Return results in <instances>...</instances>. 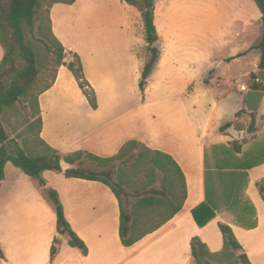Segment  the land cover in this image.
<instances>
[{
  "label": "crops",
  "instance_id": "crops-1",
  "mask_svg": "<svg viewBox=\"0 0 264 264\" xmlns=\"http://www.w3.org/2000/svg\"><path fill=\"white\" fill-rule=\"evenodd\" d=\"M93 8L103 16L90 17ZM135 10L123 0H75L49 8L52 33L65 52L79 56L97 108L90 107L73 75L60 66L51 87L38 96L40 138L62 161L80 151L113 157L129 141L168 154L184 175L182 210L133 246L124 247L119 203L106 185L45 171L42 178L57 192L69 227L87 248L83 254L70 247L66 237H57L54 206L38 181L8 162L0 185V264H196L192 238H199L211 253L222 250L219 222L231 227L251 264H264V202L255 187L264 178V98L253 113L255 131L249 134L251 114L237 116L245 111L246 92L235 83L251 90L250 75L260 71L259 54L249 51L261 34L259 10L236 7L223 23L233 29L234 37L219 43L214 39L209 53H200L193 61L181 58L177 28L162 19V32L155 25L161 52L144 93L139 80L147 43ZM70 37L77 45L69 44ZM215 45L226 51L225 56L211 51ZM3 55L0 45V62ZM251 55L252 68L241 74ZM241 75L247 76V83L240 81ZM180 82L182 98L161 94ZM208 97L212 105L204 110ZM227 122L243 128L234 124L221 132ZM235 142H243L238 153ZM207 201L215 217L199 227L193 211ZM248 207L253 209L250 216ZM251 220L255 226L249 228ZM55 238L60 243L51 258Z\"/></svg>",
  "mask_w": 264,
  "mask_h": 264
},
{
  "label": "trees",
  "instance_id": "trees-1",
  "mask_svg": "<svg viewBox=\"0 0 264 264\" xmlns=\"http://www.w3.org/2000/svg\"><path fill=\"white\" fill-rule=\"evenodd\" d=\"M48 0H0V45L4 55L0 62V185L4 180V167L11 163L23 174L36 179L43 188L48 200L52 203L56 213L57 233L67 238L68 245L79 249L83 254L87 253L85 244L71 230L67 223L63 206L57 192L49 187L42 178L45 171L64 172L67 178H77L89 181H97L106 185L115 195L119 203V237L124 247H131L148 234L153 233L163 224L169 221L180 210L186 197V185L182 171L176 162L168 154L152 150L137 141H129L124 144L119 152L109 158H100L87 152H75L64 158L63 161L71 164L72 167L65 171L61 168L62 159L59 153L52 149L40 138L41 118L38 103V96L41 92L49 89L53 84L56 74L46 88L34 98L36 114L34 123L37 128V140L44 149V153L35 154L26 150L24 146L11 140L2 124L3 112L16 105L20 100L29 96L32 85L39 75V66L36 53L31 43L26 40V34H33L34 22L39 10ZM75 0H51V6L56 3L71 5ZM129 6L134 7L141 16L143 32L148 44V57L143 66L139 80V90L144 93L147 79L151 75L154 66L158 62L159 52L152 43L158 40L157 30L154 24V10L157 0H123ZM261 14V34L249 51L259 54V70H264V0H253ZM50 6V7H51ZM49 7V8H50ZM49 35L55 42L56 47L52 49L47 44L46 49L53 52L58 67L65 66L73 75L92 109L97 108L96 94L89 85L83 74L80 58L70 51L65 52L61 43L56 39L51 30V22L48 9ZM65 53L70 55L68 61H64ZM57 73V72H56ZM248 87L251 90L264 91V85L257 81L258 75L251 74ZM245 111L237 114L240 116ZM251 121L247 132L252 134L254 128V114L250 115ZM235 124L240 130L243 125L240 123L227 122L220 127L224 132ZM243 143V142H242ZM242 143L233 144L234 151L240 152ZM86 158L96 164V170L83 168L82 159ZM119 162L122 168L117 174V181L112 180L110 164ZM109 167V168H108ZM126 168L135 170L143 169L151 176L152 180L161 175L159 188L143 189L137 193L136 202L130 205L129 199L132 195L126 193L125 183L122 181L121 173ZM246 182V174H242ZM245 184V183H244ZM264 202V178L255 183ZM140 211H144L140 216ZM248 214H253L251 207L247 208ZM155 216L159 217L154 221ZM215 217V212L207 201L193 211V218L199 227L205 226ZM255 226V220H251L248 227ZM223 238V248L218 253H211L207 246L197 237L190 242L191 254L196 264H251L240 243L237 241L231 227L225 223H218ZM60 240L55 238L50 250L51 258L58 251ZM0 259H3V252L0 247Z\"/></svg>",
  "mask_w": 264,
  "mask_h": 264
},
{
  "label": "rangeland",
  "instance_id": "rangeland-1",
  "mask_svg": "<svg viewBox=\"0 0 264 264\" xmlns=\"http://www.w3.org/2000/svg\"><path fill=\"white\" fill-rule=\"evenodd\" d=\"M83 1L85 0H82V2ZM165 1H168V3L163 9L162 4ZM50 6L51 0H48L43 4V7L37 13L33 34H26V40L31 43L36 53L39 75L32 85L29 96L20 100L14 107L5 110L1 116L2 124L8 137L11 140L16 141L19 145H23L26 150L28 149L35 154L44 153V149L37 140V128L34 123V117L36 114L34 98L46 88L59 68L56 64L55 55L45 47L46 44L52 49H55L56 47L55 42L49 35L48 9ZM238 6H241L244 9H249V7H251L258 12L253 0H157L154 10V18L156 20L155 25L157 26V29L162 32V19H169L173 22L170 27L177 28L174 32L180 37L178 44L181 46V58L193 61L200 53H209L210 44H213L214 39H217L219 43L220 40L225 41L234 37L233 29L224 24L228 21L227 18L232 17L234 9ZM137 13L139 12L137 11ZM89 14L90 17L98 15L100 17L103 16V13L97 11L96 8L91 9V13ZM139 14L138 17L142 24ZM131 17L133 16L131 15ZM63 26L66 28L65 23ZM78 28L80 31L82 30L80 26ZM167 32L171 33V30L168 29ZM67 41L69 44L77 45L72 37H70V39L68 38ZM155 47H157L160 56L161 50L159 38ZM211 51H217V57L225 56L226 54V51H222L217 45H215V47L212 46ZM146 52L149 54L148 47L146 48ZM253 58V55L247 58L244 62L243 68L239 71L241 74H245L247 70L252 68ZM69 59L70 55H68L67 59H64V61H68ZM239 79L243 83L248 82L247 76L245 75H241ZM249 81L251 82V80ZM161 94L165 96L174 95L182 98L183 88L181 87V82L171 91L166 90L165 92H161ZM210 94H212V92H210ZM211 105L212 103L208 97L203 106L205 108L204 110H208ZM182 119L183 111L181 109V121ZM82 161L83 168L96 170L95 163L86 158H83ZM109 167L113 173L112 180L113 182H116L117 174L122 168V165L119 162H115L110 164ZM121 174L122 181L125 183L124 189L126 193L132 195L129 199L130 205H133L136 202L137 198L135 197L139 191L145 188L147 190L150 188L158 189L160 185L159 181L161 175L159 173L153 180L143 169L139 171L132 168H126ZM143 212L144 211L139 212L140 216ZM158 219L159 217L155 216L154 221H157Z\"/></svg>",
  "mask_w": 264,
  "mask_h": 264
},
{
  "label": "water",
  "instance_id": "water-1",
  "mask_svg": "<svg viewBox=\"0 0 264 264\" xmlns=\"http://www.w3.org/2000/svg\"><path fill=\"white\" fill-rule=\"evenodd\" d=\"M156 43L157 41L153 42L152 47L155 46ZM67 56L68 53H65V60L67 59ZM257 75L259 81H264V70L258 71ZM263 98H264V91L248 90L245 93V101H244L245 112L247 114H253ZM60 165L63 171L73 167L71 164L65 162H61ZM57 237L61 238V235L57 234Z\"/></svg>",
  "mask_w": 264,
  "mask_h": 264
},
{
  "label": "built area",
  "instance_id": "built-area-1",
  "mask_svg": "<svg viewBox=\"0 0 264 264\" xmlns=\"http://www.w3.org/2000/svg\"><path fill=\"white\" fill-rule=\"evenodd\" d=\"M258 81V80H257ZM235 83H236V86H237V89L240 91V92H247V86L245 84H240L238 83L237 80H235Z\"/></svg>",
  "mask_w": 264,
  "mask_h": 264
}]
</instances>
